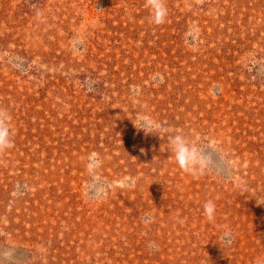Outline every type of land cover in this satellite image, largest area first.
I'll return each mask as SVG.
<instances>
[{"label": "rangeland", "instance_id": "rangeland-1", "mask_svg": "<svg viewBox=\"0 0 264 264\" xmlns=\"http://www.w3.org/2000/svg\"><path fill=\"white\" fill-rule=\"evenodd\" d=\"M165 7L0 0V264H264V0Z\"/></svg>", "mask_w": 264, "mask_h": 264}, {"label": "clouds", "instance_id": "clouds-1", "mask_svg": "<svg viewBox=\"0 0 264 264\" xmlns=\"http://www.w3.org/2000/svg\"><path fill=\"white\" fill-rule=\"evenodd\" d=\"M146 4L153 10V21L162 23L166 16L165 0H146ZM12 147V139L8 128L0 121V152ZM172 150L180 167L188 170L187 153L189 151L187 142L177 137L172 141ZM215 205L212 201H208L204 205L205 215L211 220L214 214Z\"/></svg>", "mask_w": 264, "mask_h": 264}]
</instances>
